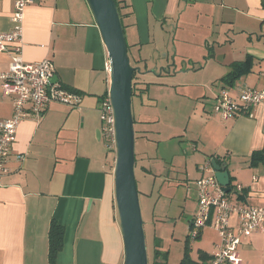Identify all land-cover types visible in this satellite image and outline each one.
<instances>
[{"label":"crops","instance_id":"obj_1","mask_svg":"<svg viewBox=\"0 0 264 264\" xmlns=\"http://www.w3.org/2000/svg\"><path fill=\"white\" fill-rule=\"evenodd\" d=\"M120 1L129 51L136 62L134 66L141 68L137 74L143 73L140 61L145 59L141 55L144 45L169 36L167 28L177 25L176 35L186 32L179 40L183 46L180 58H187L190 63L168 62L160 70L158 62L152 66L149 63L145 71L154 67L153 72L160 75L178 72L205 77L201 82L185 80L180 84L185 92L193 91L200 99L196 105L200 126L197 132L185 134L187 140L195 143L190 144L192 153H187L184 161L187 188L193 184L196 191V210V179L202 175L200 166L213 154L225 157L234 186L230 199L240 204L263 205L264 163L251 165L250 158L254 151L264 148V106L223 119L214 112L213 105L225 88L234 97L243 86L264 90V0ZM13 11L14 0H0V33L12 29ZM192 29L200 34L195 44L185 40ZM21 45L26 62L51 58L58 82L79 93L82 101L78 107L50 102L41 116L26 118L19 124L9 171L0 179V264H48L53 220L62 224L65 231L58 263L124 264L114 160L109 161L104 141L97 137L100 98L109 88L105 70L109 57L88 2L36 0L28 5ZM248 58L250 71L233 86L226 85L221 79L231 70V63ZM10 62V51H0V72H7ZM1 83L0 80V121L14 112L13 99L3 95ZM170 86L174 85L140 80V93L133 101L136 143L140 145L136 166L141 159L153 158L147 155L145 146L159 141L160 120L155 110H159L163 97H171L170 90L176 93ZM155 88L158 92L152 91ZM135 104L140 105L138 112ZM18 154L23 158L18 159ZM174 161L173 158L171 167ZM192 171L195 176L190 181ZM238 184L241 191L236 188ZM231 223H238L237 216H232ZM210 229H202L198 238L199 249L208 257L200 258L199 249L196 256H191L198 264L210 263L219 241V235L208 237ZM240 253L242 264H264V224L243 238Z\"/></svg>","mask_w":264,"mask_h":264},{"label":"built area","instance_id":"obj_2","mask_svg":"<svg viewBox=\"0 0 264 264\" xmlns=\"http://www.w3.org/2000/svg\"><path fill=\"white\" fill-rule=\"evenodd\" d=\"M36 0H14L11 15L12 29L0 33V51L11 53L10 67L0 72L3 95L12 97L14 112L10 118L0 121V179L8 171V161L16 140L19 124L26 118L39 117L47 104L53 101L64 102L78 107L82 101L79 93L64 87L58 81L51 82L55 75L53 60L46 57L35 62H26L22 58V33L25 11ZM110 86L111 62L105 64ZM258 105L264 106V90L243 86L237 97L225 88L217 96L213 110L223 119L249 114ZM101 138H105L107 148L117 151L114 106L109 90L100 98ZM18 159L23 155L18 154ZM116 158V154H115ZM114 158V162H115ZM202 175L196 179L197 210L189 224L192 238H196L205 227L214 228L219 241L211 255L209 264H242L240 245L244 237L250 236L264 224V204H240L232 201L229 192L219 183L211 159L200 166ZM238 191L241 185L236 186ZM237 216L238 223H231Z\"/></svg>","mask_w":264,"mask_h":264},{"label":"rangeland","instance_id":"obj_3","mask_svg":"<svg viewBox=\"0 0 264 264\" xmlns=\"http://www.w3.org/2000/svg\"><path fill=\"white\" fill-rule=\"evenodd\" d=\"M167 29L170 30L169 36L163 35L157 43L150 46L144 45L141 55L145 59L140 61L143 73L137 74L134 79L137 91L140 80L144 82L159 81L174 85L170 87L176 89L175 94L173 90H170L171 97H163L159 110H155L159 114L160 120L161 133L159 141L148 143L145 146L147 148V155L153 158L147 157L144 160L141 159L135 167L142 214L145 222L144 228L149 264H152L156 246L160 251V258L158 260L162 262L161 264H181L185 245L190 235L189 222L196 210V204H194L196 191L193 188V184L191 185L192 192L191 188L189 190L187 188L186 181L188 180L185 179L184 161L186 160L187 153L188 155L192 153L190 144L195 143L189 139L187 140L185 134L186 132H197V128L200 126L198 109L196 108V105L200 103V99L193 91L185 92V87L180 84L185 82V80L201 82L205 77L201 79V74H190L189 76V74L185 73L177 74L178 72L173 75H160L153 72L154 67L145 71V66L149 63L152 66L158 62V65L161 66V68L158 67V70L162 69L163 64H167L168 62L170 64L176 62L177 65L179 63L183 65L190 63L187 58H180V52L183 50V46L180 43L182 40L181 35L186 32L176 35L177 25H173ZM187 35L189 39L185 40H193L192 43L194 44L200 36L194 29L187 32ZM129 55L131 63L134 65L136 62H134L131 51H129ZM151 66L148 67L150 68ZM152 91L158 92V89L155 88ZM179 93L182 95H179ZM139 106V104L134 105L137 112L139 111ZM172 134L176 136L171 139H165L166 136ZM101 139L106 146L109 161H113L116 154L115 151L108 150L106 139ZM185 149H187V152ZM139 151L140 145L137 142L136 152L138 153ZM173 158L175 159L174 167H171L170 162ZM157 164H160V167ZM142 165L146 170L140 168ZM194 176L195 172L192 174V177H189V180L191 181ZM217 236V231L213 228L210 229L208 237L213 238ZM190 240L192 247L191 256L192 254L196 256L200 246V239L195 240L190 238Z\"/></svg>","mask_w":264,"mask_h":264},{"label":"water","instance_id":"obj_4","mask_svg":"<svg viewBox=\"0 0 264 264\" xmlns=\"http://www.w3.org/2000/svg\"><path fill=\"white\" fill-rule=\"evenodd\" d=\"M99 27L111 62L108 88L116 125L115 199L124 240V264H149L148 247L136 179V129L133 115V74L128 41L115 0H86ZM167 68V67H166ZM58 81L54 75L51 82ZM97 137L101 138L100 128ZM215 175L226 192L231 191L227 164L211 159Z\"/></svg>","mask_w":264,"mask_h":264},{"label":"trees","instance_id":"obj_5","mask_svg":"<svg viewBox=\"0 0 264 264\" xmlns=\"http://www.w3.org/2000/svg\"><path fill=\"white\" fill-rule=\"evenodd\" d=\"M119 9V13L121 16V19L123 17V5H121V1L120 0H115ZM129 50H130V45L128 44ZM251 58L245 59L243 61H234L233 63H231V70L222 77V81L228 85V86H233L235 81L240 78L242 75L248 73L251 69V62H250ZM137 76V70L134 71L133 74V101L135 100V97L138 95V91L140 93V89L136 88L134 79ZM147 87L149 85V83H146ZM108 92V90L106 91V93ZM105 93V94H106ZM104 94V95H105ZM102 95V96H104ZM101 96V97H102ZM134 115V113H133ZM134 122H135V116H134ZM136 129V127H135ZM138 130L136 129V138L138 137ZM215 158L216 161L218 163H224L225 162V157L221 156V155H211V159ZM136 161H137V157H136ZM260 162L264 163V148L262 150H256L251 154V158H250V164L251 165H255L258 164ZM115 164V163H114ZM115 167V165H114ZM144 170L145 167H143ZM232 178H231V182H230V187H231V191L233 190L234 186L232 183ZM64 235H65V231H64V226L62 224H60L59 222H57L56 220H53L50 226V230H49V255H48V264H61L57 262V255L58 253L63 249L64 247ZM200 237V235L197 236L196 239H198ZM192 239L191 235L188 236L186 245H185V251H184V256L183 259L181 261V264H198L196 261H194L191 257V240ZM195 239V240H196ZM199 256L200 258L206 259L207 253L201 251V249H199ZM160 258V251L158 249V247L156 246L155 252H154V256H153V261L152 264H161L162 262H160L158 259Z\"/></svg>","mask_w":264,"mask_h":264}]
</instances>
